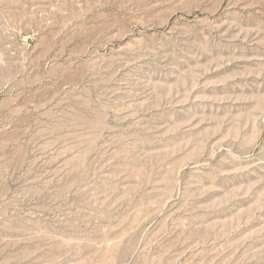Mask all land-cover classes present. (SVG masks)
<instances>
[{
	"label": "rangeland",
	"instance_id": "374dc122",
	"mask_svg": "<svg viewBox=\"0 0 264 264\" xmlns=\"http://www.w3.org/2000/svg\"><path fill=\"white\" fill-rule=\"evenodd\" d=\"M0 264H264V0H0Z\"/></svg>",
	"mask_w": 264,
	"mask_h": 264
}]
</instances>
